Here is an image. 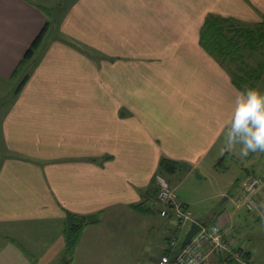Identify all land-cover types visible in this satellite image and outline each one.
<instances>
[{"label": "crops", "instance_id": "obj_1", "mask_svg": "<svg viewBox=\"0 0 264 264\" xmlns=\"http://www.w3.org/2000/svg\"><path fill=\"white\" fill-rule=\"evenodd\" d=\"M211 13L261 18L264 0H0V99L9 96L0 117V264H159L169 253L176 223L152 195L160 159L179 164L163 176L176 175L180 187L229 128L243 91L200 43ZM46 24L27 80L10 92ZM139 202L147 212L133 207ZM155 211L160 220L144 219ZM214 211V223L248 252L236 263L252 264L246 220ZM67 212L100 213L73 254Z\"/></svg>", "mask_w": 264, "mask_h": 264}, {"label": "rangeland", "instance_id": "obj_2", "mask_svg": "<svg viewBox=\"0 0 264 264\" xmlns=\"http://www.w3.org/2000/svg\"><path fill=\"white\" fill-rule=\"evenodd\" d=\"M216 15L219 16V14ZM254 17L252 20L237 19L234 23L232 22L230 25L223 26L226 35L232 37L233 41L238 44L240 43L242 46V59L234 60L232 63L226 60L225 65L229 66L231 71H236V68H239V73L243 78L242 86L244 90L247 88H254L264 95V16L260 18L254 15ZM248 31L250 32L248 33ZM20 79L21 77L14 82L12 81V84L10 83L11 81L9 82L10 92H13L14 87H16ZM5 85L7 84H3L2 86L4 87ZM1 91L3 90L1 89ZM10 95L12 96V93H10ZM0 101L1 117L4 108L9 103V96L8 99L5 97L4 100L0 99ZM230 130L229 126L204 164L200 166L198 171H193L192 174L187 176L180 187L177 186L180 179L176 175H167L166 178H169L173 185L176 186V195L180 198L185 197L189 200L192 218L206 225L214 223L216 215L214 211L215 208L218 210L227 208L232 211H238L247 222V225H244L245 223L243 225L249 232L245 239L248 241V248L254 257L252 264H264V213H262V217L258 221L253 222L250 218L255 216L256 208L248 210L243 204L237 203L238 196L244 191V181L254 177L264 180V152L258 151L249 153L248 156H242L240 154L241 145L236 144L231 147L228 145L227 138ZM180 169L181 168L177 169V173L180 172L181 174L182 170ZM255 196L258 201L257 206L260 204V206L262 205L261 207H263L264 192H257ZM209 211L211 216H208L207 212ZM149 218L154 220L161 219L157 211L144 219ZM176 225L177 223L174 226L170 238L177 234L179 238L178 243L180 242L181 244L190 224H186V226L181 229H178ZM151 232L150 236L155 238L158 233V228L153 229ZM163 233H166V230L164 231L163 229ZM148 246L151 248V252L157 251L152 241H150ZM143 254L144 257L147 258V256L153 253L143 252ZM144 262L145 264H150L151 261L145 259ZM167 264L174 263L170 261ZM224 264L237 263L235 261H229Z\"/></svg>", "mask_w": 264, "mask_h": 264}, {"label": "built area", "instance_id": "obj_3", "mask_svg": "<svg viewBox=\"0 0 264 264\" xmlns=\"http://www.w3.org/2000/svg\"><path fill=\"white\" fill-rule=\"evenodd\" d=\"M156 185L158 187L157 201L163 205L160 214L165 217H172L176 221L178 229L185 227L186 224L191 225L194 221L192 212L185 204L177 201L175 189L168 180L162 175H157ZM243 187L244 191L238 196L237 203L243 204L248 210H253L258 205L256 193L264 192V180L254 177L244 181ZM199 224L201 229L184 248L178 251L174 259H172V255L173 253L175 255L179 238L175 234L168 239L165 250L169 253L161 257L159 264H167L170 261L174 264H208L216 256H222L238 263L247 262L244 249L238 245L221 224Z\"/></svg>", "mask_w": 264, "mask_h": 264}, {"label": "trees", "instance_id": "obj_4", "mask_svg": "<svg viewBox=\"0 0 264 264\" xmlns=\"http://www.w3.org/2000/svg\"><path fill=\"white\" fill-rule=\"evenodd\" d=\"M237 21L232 17H222L217 16L216 14H208L204 20V23L200 29V43L203 47L211 54L216 56L221 63L225 64V61L234 62V60L242 59L241 55V44L232 40V37H229L224 32L223 26H227ZM47 24L42 31L38 34V36L34 39L30 47L25 52L24 56L20 60L19 64L15 68L13 72L14 77H21L20 81L14 88V92H18L28 77V69L27 66L32 64V61L35 58L37 50L40 48L46 33H47ZM247 31V30H246ZM250 31H248L249 33ZM262 34V33H261ZM250 46V45H249ZM233 82L242 90V75L239 73V68H236V71H231ZM179 164L173 162L170 159L162 157L159 162L157 175H166L168 173H173L176 168H178ZM156 181V177L154 179ZM157 188L154 186L152 189V195L157 196ZM133 207L139 212H147L148 210L145 208L144 202H139L134 204ZM100 220V213L95 214H78L73 212L66 213V229H65V237H66V247L67 250L73 254L76 244L81 235L82 229L87 224L97 223ZM204 224V223H203ZM180 242L178 243L176 250H180ZM169 252V251H166ZM174 252V251H173ZM246 256L248 252H245ZM174 253L172 255V259H174Z\"/></svg>", "mask_w": 264, "mask_h": 264}, {"label": "clouds", "instance_id": "obj_5", "mask_svg": "<svg viewBox=\"0 0 264 264\" xmlns=\"http://www.w3.org/2000/svg\"><path fill=\"white\" fill-rule=\"evenodd\" d=\"M229 147L241 145L240 154L248 156L253 152H264V95L257 89L241 91L229 117Z\"/></svg>", "mask_w": 264, "mask_h": 264}, {"label": "water", "instance_id": "obj_6", "mask_svg": "<svg viewBox=\"0 0 264 264\" xmlns=\"http://www.w3.org/2000/svg\"><path fill=\"white\" fill-rule=\"evenodd\" d=\"M201 229V225L197 221H193L185 234L184 238L181 241L180 249L184 248V246L190 241V239ZM179 250L175 251V256L178 254Z\"/></svg>", "mask_w": 264, "mask_h": 264}]
</instances>
